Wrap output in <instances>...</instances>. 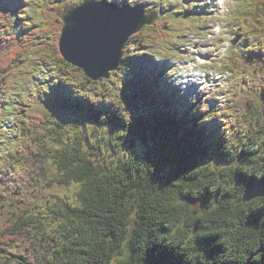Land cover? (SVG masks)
Instances as JSON below:
<instances>
[{
  "label": "trees",
  "instance_id": "trees-1",
  "mask_svg": "<svg viewBox=\"0 0 264 264\" xmlns=\"http://www.w3.org/2000/svg\"><path fill=\"white\" fill-rule=\"evenodd\" d=\"M13 9L0 5V147L6 142L1 126L10 112L3 91L17 73L26 77L23 86L30 81L28 71L37 74L50 65L52 72L80 75L81 82L77 95L54 85L34 90L24 111L27 121L21 119L12 131L16 141L0 159V264H110L113 253H125L124 243L129 251L115 264H264V198L241 202L243 189L264 179H244L264 162L258 150H245L254 137H264V118L255 112V97L264 101V40L262 48L232 57L226 67L250 76V83L236 91L229 109L233 118L258 116L230 145V135L220 138L203 123L209 117L203 106L186 114L177 90L157 91L168 66L159 78L142 67L148 76L132 83L137 101L119 94L117 102L98 92L106 80L92 82L63 60L57 49L63 26L58 14L50 13L41 31L53 36L50 45L39 39L31 44L24 19ZM12 13L21 22L19 33L10 32L16 27L9 26ZM244 18L258 30L256 17ZM167 41L162 25L141 30L125 45L112 75L145 55L144 44ZM83 114L114 128L131 156L108 169L82 151L79 139L75 147L50 141L62 121ZM73 183L79 186L75 203L52 194L55 187Z\"/></svg>",
  "mask_w": 264,
  "mask_h": 264
},
{
  "label": "rangeland",
  "instance_id": "rangeland-1",
  "mask_svg": "<svg viewBox=\"0 0 264 264\" xmlns=\"http://www.w3.org/2000/svg\"><path fill=\"white\" fill-rule=\"evenodd\" d=\"M83 1L0 0V5L18 10L17 14L24 19V34H29L28 39L31 44L39 39L43 40L46 45H50L53 36L50 38V36L41 32L47 29L44 27L50 21L49 14H58L61 20L64 7H74ZM105 1L116 6L140 5L144 7L146 14L156 12L154 22L150 26H144L141 30L146 28L156 29L162 25L169 41L158 44H144L141 50H146L145 55L133 59L132 64L121 71L119 75L113 76L114 72H112L106 80L107 83L98 86V92L101 91V94L105 96L110 95L109 97L117 102L120 98L119 94L127 99L133 96L134 101H137L135 85H132V83H135L136 79L138 81V77L143 80L144 77L148 76V73L144 72L142 67H147L151 74L150 77L159 78L157 73L162 68L167 67V63H170L171 65L167 69L168 72L166 71L165 74L167 75L165 81H159L160 79H158L159 85L156 89L159 93L165 89L164 86H171L174 90H177L181 99L179 105L187 109L186 114L194 106H203V110L209 116L203 123L208 128H212L220 138L230 135L231 140L228 141V144L231 145L232 142L236 144L237 140L245 136L244 124L248 125L258 119L256 113L262 114L264 101L261 102L259 98L255 97L257 111H254L256 113L248 114L247 119H244V121H235L233 113L229 109L232 108L233 100L237 96L236 91H240L239 84L250 83V76L244 71L232 69L231 65L229 69L226 67L232 57H241L246 54L247 50L262 48V39L264 40V0ZM256 12L257 14H255ZM248 15L256 17L254 23L260 29L257 27L258 30H255L244 20V17ZM167 19H170L169 21H173V23L167 21ZM165 21L167 22L164 23ZM20 23L16 18V14L12 13L9 26L16 27L10 29V32L19 33ZM177 25L179 26L177 27ZM172 37L174 38L172 39ZM235 39H237V43L233 45L232 41ZM46 45L40 46V52L44 50ZM50 68V65L44 66L45 75L43 76H41V72L34 76L33 71H28L27 75L30 76V82L27 84L24 82L23 86L21 80H26V77L19 72L13 77V80H9V86L4 89L5 105L10 108L11 113L7 115V124H9L7 129H2L4 136H1V138L6 142L5 146L0 147V159L7 153L8 147L16 141L12 134L14 127L18 125L21 119L27 121L29 112L24 111L27 110V105L33 102L32 93H34V90L37 91L38 88H47L54 85L67 92L72 91L75 95L79 93L80 75L67 76L55 71L52 74ZM191 80L198 82L193 83ZM170 81H172V84ZM191 83H193L192 87L186 88V85ZM261 87L264 90V83ZM180 111L178 110V112ZM193 111V115H196L197 109ZM231 120L234 122L228 125ZM61 125L62 127L56 130V133L51 132L50 141L53 144L59 143V139H61L60 145L75 147V140L79 139L82 144V151L88 154L91 159L96 160V163H100L108 169L131 156L128 153L129 149L119 143V133L114 128L95 124L86 119L85 114L71 116L68 120L62 121ZM56 134H59L58 138L55 137ZM244 142L247 143L246 138L243 139L242 143ZM245 145H251V148H245L246 152L251 151L250 149H256L259 157L263 158L264 161L263 136L254 137ZM227 149L230 148L227 147ZM238 151H240V148ZM250 177L255 180L264 178V162L258 168L251 169L244 179ZM78 188L79 186L74 183L67 188L55 187L52 194L62 197L66 202L75 203ZM46 203L43 204L44 209L48 205ZM48 214L50 215V213ZM132 225H130V228ZM122 250L125 253L129 251L125 243ZM125 253L121 255L124 256ZM121 255L117 252L113 253L110 264H115L117 259L122 258Z\"/></svg>",
  "mask_w": 264,
  "mask_h": 264
},
{
  "label": "water",
  "instance_id": "water-1",
  "mask_svg": "<svg viewBox=\"0 0 264 264\" xmlns=\"http://www.w3.org/2000/svg\"><path fill=\"white\" fill-rule=\"evenodd\" d=\"M156 12L146 14L144 7L116 6L105 0H84L74 7H64L63 26L58 39V50L63 60L97 82L107 80L118 70L122 51L129 39L144 26H150ZM237 39L232 41L235 45ZM264 118V110L262 112ZM264 198V181L248 184L242 191L241 202L250 203ZM191 202L190 198H183ZM193 225L192 234L198 231Z\"/></svg>",
  "mask_w": 264,
  "mask_h": 264
}]
</instances>
